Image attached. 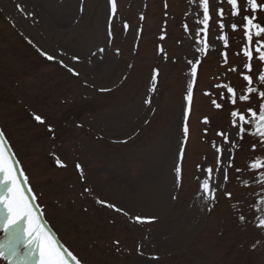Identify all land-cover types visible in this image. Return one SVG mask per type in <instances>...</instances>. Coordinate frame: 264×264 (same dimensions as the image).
<instances>
[{
    "label": "rangeland",
    "instance_id": "374dc122",
    "mask_svg": "<svg viewBox=\"0 0 264 264\" xmlns=\"http://www.w3.org/2000/svg\"><path fill=\"white\" fill-rule=\"evenodd\" d=\"M209 3L205 29L200 0H117L109 35V0H0L4 155L18 161V183L36 223L82 264H264L260 174L249 168L237 175L218 135L223 131L234 143L235 166L261 159L260 146L250 148L254 127L243 140L231 135L229 110L248 105L217 109L211 103L230 96L225 85L239 94L244 84L246 58L236 54L242 52L243 21L227 0ZM238 3L241 17L255 15L264 24V12L252 13L246 0ZM258 3L264 7V0ZM194 55L200 64L193 83L185 60ZM252 63L254 71L260 68L255 58ZM189 83V134L177 163ZM204 165L214 168V177L216 168L228 173L231 197L216 189L215 201L205 198L197 182ZM174 166L181 169L179 179ZM136 216L155 219L141 224ZM19 226L24 231L27 222ZM0 242L8 246L2 232ZM15 264L37 262L21 246Z\"/></svg>",
    "mask_w": 264,
    "mask_h": 264
},
{
    "label": "snow or ice",
    "instance_id": "6c2138e0",
    "mask_svg": "<svg viewBox=\"0 0 264 264\" xmlns=\"http://www.w3.org/2000/svg\"><path fill=\"white\" fill-rule=\"evenodd\" d=\"M200 2L202 3V24L206 29L210 20V3L209 0H200ZM246 2L252 13L264 12V7H262L261 3H258V0H246ZM227 3L231 7L233 16L240 17L243 21L240 27V30L244 33V36L241 37L242 52L236 54H242L243 57L246 58V62L242 66V70H246L242 75L244 84L241 86L239 94L235 88L225 85L226 92L229 93L230 96L224 100L223 103H217L216 100H212L211 103L217 109H221L225 104L229 103L232 106H237L239 102H244L248 105L243 110H238L236 107L229 110L230 127L235 129V132L231 135L234 139L243 140L248 129L254 127L255 132L252 133V136L255 142L250 145V148L255 152L257 145H259V155L261 159L256 160L255 157H249V160L254 161L250 165L246 160L243 166H235V157L231 155L235 147L234 143L229 141L228 135L223 131L219 132L218 135L223 138L222 143L227 145V151L230 154L227 163L235 167L236 174L240 175L245 169L250 168L260 174L261 186L264 187V24L258 21L255 15H245L241 17L238 0H227ZM117 12V0H109V35H111V20L117 16ZM218 17H224L222 8L218 11ZM140 19L143 20V15L140 16ZM184 26L187 27L186 25ZM218 27L223 29L225 25L221 21ZM230 27L232 30L237 29L235 23H232ZM127 28L128 24L124 23L123 29L126 30ZM196 34L198 35L199 33ZM160 39L163 40L165 37L161 36ZM222 39L223 43L227 46L229 42L228 36H224ZM193 43H195L194 40ZM207 48L208 46L205 44L203 47H199L198 50L199 52H205ZM100 51H103V49H100ZM158 51H163V49L158 47ZM226 57L227 53L225 52L222 55V59L226 60ZM254 58L260 63V68L256 71L253 70L252 61ZM47 59L52 60L54 58L48 55ZM73 59L78 58L73 57ZM185 63L190 70V79H192L194 83V78L197 76L200 62L194 55L193 59L185 60ZM158 74V69L154 70L153 89L155 88L154 77ZM217 87L219 88L221 86L217 85ZM192 91V83H189L185 88V102L181 105V120L179 125V137L177 140V163L184 156V145L189 134L187 117L191 111L193 99ZM209 95L211 94L209 93ZM145 103H150V101H145ZM34 119L43 123V119L39 115H35ZM204 122L207 123L208 121L205 120ZM6 148L7 145L4 140V132L0 131V174L3 176V181L0 182V190H3L2 194H0V208L7 213L6 217L0 216V232H2L4 237L8 240L7 247L3 242H0V259L7 261L8 264H15V258L19 254L21 246H23L27 252V256L35 258L37 264H82L81 260L78 259L76 255H73L68 249L61 247L59 241L53 242L50 236L46 234V230L42 225L36 223V217L33 215V208L30 207V201L21 193L22 186L18 183L19 173L15 168L18 161L13 158L11 153H9L7 157L4 155ZM215 151L222 155L224 149L217 147ZM55 162L57 165L63 166L59 159H56ZM77 168L80 170V174L83 177V169L80 168L79 165H77ZM174 168L175 175L177 179H179L181 169L177 166H174ZM199 170L201 176L198 178L197 182L202 194L207 200L215 201L216 189L225 192V186L229 181L228 173H221L220 169L216 168V175L214 177V168L207 165L200 167ZM253 179H256V177L253 176ZM29 191H31V189H29ZM88 191H90V189H86V192ZM225 194L228 197L232 195L227 192H225ZM175 198L174 196L173 199ZM96 202L117 213L123 212V215H128L127 212L123 211L122 207H118L114 203L99 199ZM208 210L211 211V208ZM154 219V217H135V221L141 224L146 222L150 223ZM240 219L243 220L244 217L241 216ZM21 221L27 222V226L22 235L18 228ZM259 227L264 229V220L261 221ZM118 243L117 241V244ZM152 258L158 259V257Z\"/></svg>",
    "mask_w": 264,
    "mask_h": 264
},
{
    "label": "trees",
    "instance_id": "16d2710c",
    "mask_svg": "<svg viewBox=\"0 0 264 264\" xmlns=\"http://www.w3.org/2000/svg\"><path fill=\"white\" fill-rule=\"evenodd\" d=\"M1 213H2L3 217H6V215H7V213H6V212H4V211L2 210V212H1ZM23 227H24V226H22V227H20V226H19V227H18V228H19V230H20V233H21V235H22V234H23V232H24V231H23V229H24Z\"/></svg>",
    "mask_w": 264,
    "mask_h": 264
}]
</instances>
